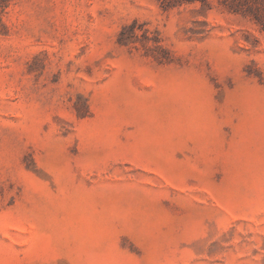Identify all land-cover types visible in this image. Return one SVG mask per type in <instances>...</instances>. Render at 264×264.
<instances>
[{
    "label": "rangeland",
    "instance_id": "374dc122",
    "mask_svg": "<svg viewBox=\"0 0 264 264\" xmlns=\"http://www.w3.org/2000/svg\"><path fill=\"white\" fill-rule=\"evenodd\" d=\"M229 2L0 0V264H264V0Z\"/></svg>",
    "mask_w": 264,
    "mask_h": 264
},
{
    "label": "trees",
    "instance_id": "16d2710c",
    "mask_svg": "<svg viewBox=\"0 0 264 264\" xmlns=\"http://www.w3.org/2000/svg\"><path fill=\"white\" fill-rule=\"evenodd\" d=\"M195 1H197V0H161L162 5L164 7H173V6H176V5H181L183 3H191V2H195ZM200 1H202L203 4L206 3V0H200ZM224 1H228V0H224ZM236 1L237 0H231V2H229V3H231L230 5L232 7H235V5H236L235 2ZM235 11H237V10H235Z\"/></svg>",
    "mask_w": 264,
    "mask_h": 264
}]
</instances>
